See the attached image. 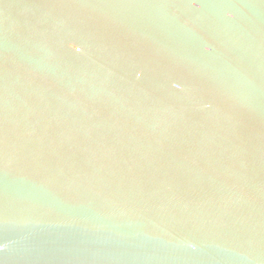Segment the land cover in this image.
<instances>
[{
  "label": "water",
  "instance_id": "95a60500",
  "mask_svg": "<svg viewBox=\"0 0 264 264\" xmlns=\"http://www.w3.org/2000/svg\"><path fill=\"white\" fill-rule=\"evenodd\" d=\"M0 264H264V0H0Z\"/></svg>",
  "mask_w": 264,
  "mask_h": 264
}]
</instances>
